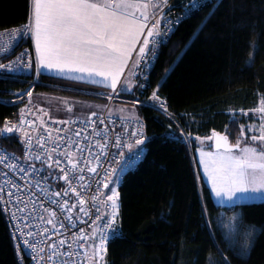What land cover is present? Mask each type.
<instances>
[{"label": "trees", "instance_id": "trees-1", "mask_svg": "<svg viewBox=\"0 0 264 264\" xmlns=\"http://www.w3.org/2000/svg\"><path fill=\"white\" fill-rule=\"evenodd\" d=\"M30 6V0H0V30L26 23ZM38 81L31 92L99 102L109 95L42 75ZM137 82L124 97L136 98ZM149 84L140 97L154 103L155 91L167 112L126 104L143 122L145 143L136 149L145 154L120 182L121 236L108 242L102 264H264V201L218 207L193 161L196 137L216 131L235 143L264 97V0H218L180 22L161 47ZM27 89L24 81L0 79V127L18 119ZM1 147L22 157L16 137L2 139ZM252 227L254 244L245 252ZM0 264H18L1 213Z\"/></svg>", "mask_w": 264, "mask_h": 264}, {"label": "snow or ice", "instance_id": "snow-or-ice-1", "mask_svg": "<svg viewBox=\"0 0 264 264\" xmlns=\"http://www.w3.org/2000/svg\"><path fill=\"white\" fill-rule=\"evenodd\" d=\"M161 5L167 7V0H31L29 22L24 26V30L20 33L19 38L30 36L35 49L37 75L41 74L42 70H47L49 72L54 71L59 75L81 73L83 75L79 77L80 79H89L93 82H97L95 81V77H100L102 79L99 83H102L105 87H110L113 92H116L121 76L128 66L133 52L137 50V46L139 45L133 68L140 67L141 63L146 62L147 53L154 51L149 45L157 43L155 37L160 35V25L159 20L151 24L149 21L150 18H154V10L161 8ZM200 6L196 3V0H193L189 11ZM12 38L16 39L17 37L14 35ZM3 51L5 49L0 48V52ZM17 62L23 64V56L18 57ZM17 62L7 65L0 63V70L12 72L15 70L14 64ZM25 67L30 68L31 62L29 61ZM130 87L131 85H129V89ZM27 95L31 97L32 92L28 91ZM151 98L159 100L155 91ZM160 104L164 107L163 101H160ZM164 110L167 112L166 107ZM21 111L24 112L25 110L22 109ZM67 111L71 112L72 109L68 107ZM258 111L261 113L258 127L252 126L247 129V131L253 133L251 136L252 145L241 147V140L239 139L233 145L229 142L228 135H221L213 131L209 139L213 141L215 151L198 150L199 167L203 169L204 176L207 177L211 193L218 199L227 200L232 203L255 199L264 201V104H262ZM243 114L247 115V113ZM103 122L101 120V123ZM26 123L30 127H33L31 121H26L21 117L19 124H10L8 121H5L4 127L0 129V135L12 134L14 132L22 133V143L25 144L24 161L29 164V168L32 171L30 172L28 168L24 167H20L19 170L28 176H31L35 172L44 180H48L51 177L54 180L65 181L68 184V188L64 190V195L67 196L70 189L79 202L80 212L87 215L88 213L84 208L86 197L82 196L81 193L84 189L90 188L91 185L83 183L85 177L82 173L85 170L89 173H97V169L102 166L100 157L108 155L106 150L109 142L106 139L103 141L98 140L94 145L98 149L97 152H93V146L89 145L90 159L83 158L84 166L81 167V156H76V153L71 151L72 142H70V139L65 141L68 148L64 152H58L56 148L47 147L45 137L39 136L37 142L39 147L43 149V153L36 152L34 154L32 150V136L22 127ZM53 123L68 124L69 121H53ZM41 126H43V123H41ZM93 130L95 131V129ZM44 131L49 132V129L45 127ZM56 132L59 133L60 129H56ZM244 134L245 130L241 126L240 135L244 136ZM74 135L79 136V131L75 132ZM131 136L135 138V145L139 146L145 143L142 132L132 131ZM196 139L203 143L200 137H196ZM48 140L56 142L57 138L49 135ZM75 145L77 152L82 154L83 149L80 148L78 141L75 142ZM114 147L117 148L120 156H124V152L121 149L127 148L131 150L133 144L117 136ZM52 152H56L57 156H65L70 167H62L61 160L58 158L54 159L51 155ZM29 156L32 157L33 161L47 164L49 169L55 163L62 175L57 177L49 173V176H43V169H36L34 163L29 161ZM73 157H75V160ZM5 158V156H0V161H3ZM113 158L115 159V156ZM139 158L140 150H137L136 153L125 159L120 168L105 170L103 187L109 189L110 194L100 193L98 190V194L92 196L91 200L94 205L98 202L104 206L107 219H103L104 214H98L92 225H90L92 233H85L81 230L76 235L77 241L84 242L81 245L84 251L80 264H85V261L87 264H100L106 253V242L110 238L116 239L120 237L121 234L116 229L117 217L119 215V192L116 187H110V185L113 181L119 182L120 176L126 169H130ZM17 167L16 163L8 165L9 170H15ZM73 181L79 182L78 188L73 187ZM7 183H11V181H7ZM36 185L40 191L45 192L49 196L60 197L59 192H51L49 189L41 187L39 179H37ZM12 187L19 190V186L16 184H12ZM2 192L3 189L0 188V193ZM12 195L13 193L9 191V200L3 201L6 207L12 203ZM100 195H103L105 198L98 201ZM20 199V197H17V201H20ZM50 202L57 205L61 212H66L65 219L71 223L72 209L77 207V205L75 203L69 205L68 201L61 203L60 200H51ZM24 203L26 208L29 201H24ZM33 209H35V205H33ZM41 209L44 212H48L49 219L46 223L53 225V230L59 232V228L56 227V213L50 209L43 208V206H41ZM17 210L21 213L25 211L24 208H18V206ZM97 212H99V207H97ZM28 215L32 219L37 218L31 212ZM11 218L13 221L17 219L16 211L11 213ZM39 218L43 220V216ZM77 218L79 219V217ZM81 222L83 223L84 221L81 219ZM28 226L32 227L30 224ZM59 227H66V225L61 221L59 222ZM16 231L20 233L21 237L25 235L28 237L37 235V233H33L32 231L25 234L18 223L16 224ZM47 231L48 229L45 228L39 234L43 235ZM97 234L99 235V243L95 242ZM255 235V227L247 231L244 246L245 252L250 251L253 246ZM13 237L15 238V232L13 233ZM40 243H44V241ZM24 244L31 248L33 260L36 261V264L44 260V257L39 255V253L44 251V248L39 247L36 243L29 244L27 239L24 240ZM58 244L63 246L65 241L59 240ZM48 247L50 252L47 259L52 264H56L53 260V257L58 255L56 245H48ZM68 247L72 249L71 244ZM88 249H91V254ZM74 251L65 253V255L72 257V260L71 262L66 260L62 264H76Z\"/></svg>", "mask_w": 264, "mask_h": 264}, {"label": "built area", "instance_id": "built-area-1", "mask_svg": "<svg viewBox=\"0 0 264 264\" xmlns=\"http://www.w3.org/2000/svg\"><path fill=\"white\" fill-rule=\"evenodd\" d=\"M218 0H196V3L201 5L198 8L189 9L193 3L190 2L185 6L177 5V0H167L168 6L164 7L161 5V8H157L153 12V17L150 18L149 23H155L156 20H159V31L160 35L155 37L157 43L155 45H149L150 48L154 49V51H149L146 55V62L141 63L140 67L133 69V77L138 81L137 82V92L136 98L128 99L126 97H119V94L116 92H112V94L108 97H104L107 100V105L104 110L98 113L91 114L89 118L85 121L82 120H72L68 124L63 123H53L46 122L41 126V122H38L34 119L31 107L26 104L23 109L24 112L21 111L20 116L16 121H8L10 124L15 123L19 124L21 117H23L26 121H31L33 127H30L29 124H25L22 127L29 132L32 136V150L35 154L36 152L43 153V149L39 147L37 142V138L39 136L45 137V144L49 148H56L58 152H64L65 149L68 148V145L65 143L66 140L70 139L72 142L71 151L76 153V156H81L80 165L83 167V158H89V145H92V151L97 152L98 149L94 147L98 140L103 141L107 140L109 142V146L107 148L108 155L100 157L101 167L97 169V173H89L86 170L82 173L85 177L83 181L84 184H90L91 187L84 189L81 193L82 196L86 197V203L84 208L88 213L85 215L80 212L79 202L76 200V197L72 194L69 189L68 195H64V190L68 188V184L63 180L59 179H51L49 177L48 180H44L37 175V173L33 172L31 176L26 175L24 172H21L20 167L28 168L31 172L32 169L29 168V164L24 161V153H25V144L22 143V133L14 132L12 134H3L0 135V156H5L6 158L3 161H0V188L3 189V192L0 193V213L3 217L5 225L8 230L9 238L12 243V247L15 253L16 261L18 264H36V261L33 260V256L31 253V248L24 244V240L27 239L29 244L36 243L39 247L44 248V251L39 253L40 256L44 257L43 261H40L39 264H52L51 261L47 259L50 249L48 245H56L58 250V255L53 257V260L56 264H62L64 261L71 262L72 257L65 255L69 251H74V258L76 264H80V261L83 257L84 249L81 248V245L84 244L83 241H77L76 235L83 230L85 233H92V225L98 214H104L103 219H107V215L105 214V208L102 204H93L91 197L98 194V190L100 193L110 194L109 189H105L103 187V177L105 174V170L109 168H120L121 164L125 161L128 156H131L133 153H136L138 149H136L137 145L134 144L135 138L131 136L132 131L142 132L144 131L143 122L137 118H120L116 115L111 114L110 108L114 103L121 104H145L154 109L165 113L164 108H167V103L164 99L159 98L154 103H149L144 101L140 95L143 91L150 87L149 79L150 73L153 70L155 63L158 58V53L161 47L168 41L169 37L175 31L176 27L183 20L190 17L194 12L200 10L201 8L211 5ZM29 22V19L26 23L11 27L7 29L0 30V48H4L5 51L0 52V63L5 65L13 62H17V58L23 56V64L17 62L14 64L15 70L12 72H7L6 70H0V79L3 80H19L24 81L28 84V91H31L35 85L39 83L37 75L36 67L34 63V56L31 49L30 36L27 38H19L20 33L23 32L24 26ZM16 36V39H13V36ZM31 62V67L26 68L25 66ZM160 101L164 102V107L161 106ZM101 120L104 122L101 123ZM4 127V124L0 129ZM47 127L49 132H45L44 128ZM56 129H60V132L57 133ZM95 129V131L93 130ZM79 131V136L74 135L75 132ZM99 133V135H97ZM49 135L52 137H56V142H50L48 140ZM119 136L122 140L132 143L133 148L131 150L127 148H122L121 150L124 152V156H120L118 154V150L114 147L115 140ZM16 137L20 140V144L22 146V157L18 158L13 156L12 154L6 152L1 147V140L4 138ZM87 137V139H85ZM79 142L80 148L83 149V153H79L76 150L75 142ZM140 150V149H139ZM145 152L140 150V158L137 160L130 169H126L125 172L120 176L119 182L113 181L110 187H116L119 192V185L122 181L123 175L126 172L134 171L139 163L143 160ZM51 155L54 159L61 160V166L64 168L70 167L65 156H57L56 152H52ZM115 156V159L113 158ZM75 160V157H73ZM29 161L34 163L36 169H43V176H49L51 173L52 176H60L62 173L60 169L56 167L55 163H53L52 168L49 169L47 164H42L37 161H33L32 157L29 156ZM119 161V163H117ZM11 163H16L18 167L15 170H9L8 165ZM93 163H95L93 161ZM81 174V173H77ZM39 179L40 186L49 189L51 192H59L60 197L49 196L43 191H40L36 185V181ZM111 179V178H109ZM7 181H11V183H7ZM12 184H16L19 186V190L12 187ZM73 187H79L78 181H73ZM11 191L13 193L11 197V204L9 206H5L3 201L9 200L8 192ZM17 197H20V201H17ZM105 197L100 195L98 197L99 200H103ZM51 200H60L61 203L64 201H68L69 205L75 203L77 207L72 209V221L71 223L65 219L67 213L61 212L60 208L52 204ZM24 201H29L27 207L25 208ZM119 215L117 217L116 229L121 234V228L119 224L120 218V194H119ZM33 205H35V209H33ZM18 208H24V213H21L17 210ZM43 208L50 209L52 212L56 213L57 224L56 227L59 228V232L53 230V225L47 224L46 221L49 219L48 212H44L41 209ZM97 207H99V212H97ZM13 211L17 212V219L15 221L11 218V213ZM31 212L37 218L32 219L28 213ZM43 216V220L39 217ZM79 217V219L77 218ZM81 219L84 221L81 222ZM63 222L66 227H59V222ZM20 224L24 233L26 234L29 231L33 233H37V235L33 237H28L25 235L24 237L20 236V233L16 231V224ZM99 223V221H97ZM32 225L30 228L28 225ZM47 228L48 231L43 235L39 233L43 232L44 229ZM107 231V230H105ZM15 232V238L13 237V233ZM121 236V235H120ZM59 240H64L65 244L60 246L58 244ZM114 239H109L106 242V246L108 242ZM44 241V243H40ZM96 243H99V235L97 234ZM72 245V249H69L68 245ZM86 264V261H85Z\"/></svg>", "mask_w": 264, "mask_h": 264}, {"label": "rangeland", "instance_id": "rangeland-1", "mask_svg": "<svg viewBox=\"0 0 264 264\" xmlns=\"http://www.w3.org/2000/svg\"><path fill=\"white\" fill-rule=\"evenodd\" d=\"M88 93V92H87ZM112 94V93H111ZM109 94L108 97L111 95ZM24 100L31 107V111L35 120L41 123L53 122V121H72V120H82L93 113H98L104 110L107 105V100L100 103L98 100L87 98V97H77L67 94L55 93V92H32V96L29 97L27 94L24 95ZM105 103V104H104ZM264 104V97L260 99L257 108L249 113L253 117L252 122H249L246 127H244L245 134L241 136V147L246 145H252L251 140L252 132L247 131L249 127L259 125L261 119V113L258 109ZM72 109L71 112L67 111V108ZM42 110V111H41ZM111 114L116 115L120 118H136L138 109L135 106L125 105L121 103H114L109 111ZM47 113V115H45ZM247 113V115H249ZM258 134V132H257ZM212 136V135H211ZM211 136L202 137L201 141H196V147L193 153V161L195 165L198 177L203 181L204 185L208 188L212 200L215 205L221 208H233L236 205L253 204L263 202L260 199L255 200H244L236 201L235 203L229 202L227 200L218 199L211 193L210 185L207 182V177L204 176L203 169L199 167V151L200 149L205 151H214L209 147L212 140L209 139ZM236 143V142H235ZM233 143V145L235 144ZM257 146L259 147L258 143ZM102 264V261L100 262Z\"/></svg>", "mask_w": 264, "mask_h": 264}, {"label": "crops", "instance_id": "crops-1", "mask_svg": "<svg viewBox=\"0 0 264 264\" xmlns=\"http://www.w3.org/2000/svg\"><path fill=\"white\" fill-rule=\"evenodd\" d=\"M30 43H31V49H32V53L34 56V63H35V49H34V46H33L31 40H30ZM138 47H139V45L137 46L136 51H138ZM136 51L133 52V55L129 60V64L126 67L124 73L121 76V80L117 85L116 91L119 94V97H124V96L128 95L129 93H133L135 91L136 80L133 77V69H134L133 64H134L135 59H136ZM39 75L46 76V77H52V78H56V79H60V80H65L68 82L78 83V85H85V86L94 87L96 89H100L103 92H108L109 94H111L113 92V90L110 87H105L102 83H99V81L102 79L100 77H95V81H97V82H93L92 80H89V79H80L79 77H81L83 75L81 73H66L64 75H59L54 71L49 72L47 70H42L41 74H39ZM129 85H131L130 89H129ZM102 97L104 99V97H107V96L102 95ZM100 103H102V102L100 101ZM88 118H89V116H87L85 119H82V121H85Z\"/></svg>", "mask_w": 264, "mask_h": 264}, {"label": "water", "instance_id": "water-1", "mask_svg": "<svg viewBox=\"0 0 264 264\" xmlns=\"http://www.w3.org/2000/svg\"><path fill=\"white\" fill-rule=\"evenodd\" d=\"M211 148L215 151V148H214V146H213V141H212V143H211Z\"/></svg>", "mask_w": 264, "mask_h": 264}]
</instances>
